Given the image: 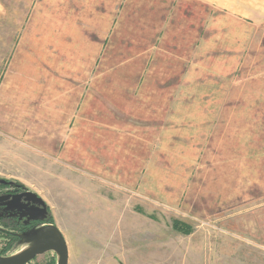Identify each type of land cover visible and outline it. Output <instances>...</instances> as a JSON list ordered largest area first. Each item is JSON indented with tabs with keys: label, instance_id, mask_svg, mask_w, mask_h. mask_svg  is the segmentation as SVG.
Segmentation results:
<instances>
[{
	"label": "rangeland",
	"instance_id": "374dc122",
	"mask_svg": "<svg viewBox=\"0 0 264 264\" xmlns=\"http://www.w3.org/2000/svg\"><path fill=\"white\" fill-rule=\"evenodd\" d=\"M262 73L264 0H0V185L70 264H264Z\"/></svg>",
	"mask_w": 264,
	"mask_h": 264
},
{
	"label": "flooded vegetation",
	"instance_id": "af4514ba",
	"mask_svg": "<svg viewBox=\"0 0 264 264\" xmlns=\"http://www.w3.org/2000/svg\"><path fill=\"white\" fill-rule=\"evenodd\" d=\"M4 205L7 206L8 213L0 214V224L6 226V229L19 228L23 230V233H26L46 227L50 222L48 208L31 196L28 190L17 189L3 183V185H0V206ZM27 246L20 250L25 249ZM42 254L36 255L26 264H39L40 262L37 259ZM0 255L5 256L3 252ZM44 264H53V261L46 260Z\"/></svg>",
	"mask_w": 264,
	"mask_h": 264
},
{
	"label": "water",
	"instance_id": "95a60500",
	"mask_svg": "<svg viewBox=\"0 0 264 264\" xmlns=\"http://www.w3.org/2000/svg\"><path fill=\"white\" fill-rule=\"evenodd\" d=\"M40 203L47 206L45 201L36 193L29 192ZM24 237L31 242V247L19 255H0V264H26L36 255L47 251L58 253L57 264H69V247L64 237L56 227H41L32 232L24 233Z\"/></svg>",
	"mask_w": 264,
	"mask_h": 264
},
{
	"label": "crops",
	"instance_id": "0c3cea01",
	"mask_svg": "<svg viewBox=\"0 0 264 264\" xmlns=\"http://www.w3.org/2000/svg\"><path fill=\"white\" fill-rule=\"evenodd\" d=\"M199 63V59L197 61H195V65L197 66ZM193 64V65H194ZM190 68V70H188V73H187V84H185L186 86H198L199 85V81L197 80V78L199 77V73H198V70L196 69L195 65ZM264 75V73H262ZM225 75H222V77H224ZM196 79V81H195ZM198 81V82H197ZM211 83V86H214L216 87V79L214 78L212 80V82L210 81ZM218 83V82H217ZM197 118V117H196ZM210 118V119H209ZM207 120H209V122L213 120V117H209ZM210 122V124H211ZM210 124L208 125V127L210 126ZM212 126V125H211ZM210 126V127H211ZM69 247V246H68ZM69 264H70V249H69Z\"/></svg>",
	"mask_w": 264,
	"mask_h": 264
},
{
	"label": "trees",
	"instance_id": "16d2710c",
	"mask_svg": "<svg viewBox=\"0 0 264 264\" xmlns=\"http://www.w3.org/2000/svg\"><path fill=\"white\" fill-rule=\"evenodd\" d=\"M50 219L51 218H49V221H50ZM174 228L180 232L190 233L189 226H187L186 224L181 223V222H175Z\"/></svg>",
	"mask_w": 264,
	"mask_h": 264
},
{
	"label": "bare ground",
	"instance_id": "6f19581e",
	"mask_svg": "<svg viewBox=\"0 0 264 264\" xmlns=\"http://www.w3.org/2000/svg\"><path fill=\"white\" fill-rule=\"evenodd\" d=\"M31 245H32V244L28 245L25 249L20 250V251H18L17 253H14L13 255H19V254H21L22 252H24V251H26L28 248H30Z\"/></svg>",
	"mask_w": 264,
	"mask_h": 264
}]
</instances>
